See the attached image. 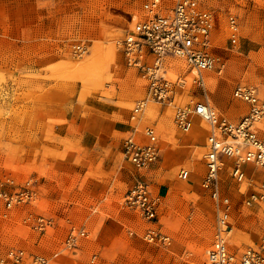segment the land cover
Segmentation results:
<instances>
[{
    "label": "rangeland",
    "instance_id": "obj_1",
    "mask_svg": "<svg viewBox=\"0 0 264 264\" xmlns=\"http://www.w3.org/2000/svg\"><path fill=\"white\" fill-rule=\"evenodd\" d=\"M151 1L0 0V192L33 193L11 209L0 200V264H14L2 263L12 249L43 256L49 264H207L217 218L202 187L210 125L195 118L193 130L182 133L172 106L150 102L139 125L156 131L159 162L140 171L123 155L132 111L147 99L148 82L127 65L121 44ZM176 1L162 0L163 14ZM195 2L214 18L212 53L223 71L206 74L215 83L208 78L204 91L184 63L170 60L168 77L187 82L176 103L208 100L238 123L248 107L234 99L237 86L255 88L264 99V0ZM76 45L87 53L75 54ZM182 169L191 171L190 182L178 178ZM230 173L221 175L232 203L228 245L240 255L260 243L264 204L248 207L257 185L237 183ZM247 174L259 176L254 167ZM138 181L160 199L156 222L125 204ZM39 217L52 219L53 227L36 228ZM73 228L85 229L88 238L76 251L54 257ZM150 228L168 235L171 244L147 242Z\"/></svg>",
    "mask_w": 264,
    "mask_h": 264
},
{
    "label": "built area",
    "instance_id": "obj_2",
    "mask_svg": "<svg viewBox=\"0 0 264 264\" xmlns=\"http://www.w3.org/2000/svg\"><path fill=\"white\" fill-rule=\"evenodd\" d=\"M162 0H152L145 6V16L138 20L122 42V50L127 65L141 72L148 82V97L139 102L131 114L134 124L131 134L123 142L124 158L138 170H146L156 165L161 158L159 137L153 128L146 127L140 131L139 122L148 103L161 106H172L175 109L173 123L182 133L193 130L194 119L199 118L212 128L208 137L205 155V174L202 187L209 194L215 205L216 239L207 252V264H264V234L256 247L245 249L240 255L233 253L228 239L233 228L230 225L232 209L231 199L222 188L221 175L230 169V177L237 183L250 182L257 185L246 205L264 204V99L255 88L237 86L233 90L235 100L248 107V113L238 123L221 116L208 100L192 101L181 106L176 103L177 97L185 90L187 82L183 79L172 81L169 77L170 60H180L186 66L187 75L204 91L207 88L205 73H222L223 67L213 55V33L215 21L213 16L196 7L195 0H177L169 14H163ZM135 19V18H134ZM231 38H238V24L235 18L229 21ZM75 54L87 53L84 45L74 47ZM227 160L231 164L227 165ZM253 165L258 177H249L247 169ZM191 171L182 169L178 178L190 182ZM33 197L30 190L11 196L0 192V200L8 209L24 203ZM126 206L140 213L148 222H156L159 213L160 199L152 195L150 185L138 181L127 193ZM36 228L46 231L53 227V220L39 217ZM88 238L85 229L73 228L62 242V247L54 257L66 252L76 251L81 242ZM144 239L149 243L170 245L168 235L157 229H148ZM49 264L50 261L39 255H28L23 250H10L5 261L21 264ZM95 259H93L94 261Z\"/></svg>",
    "mask_w": 264,
    "mask_h": 264
},
{
    "label": "bare ground",
    "instance_id": "obj_3",
    "mask_svg": "<svg viewBox=\"0 0 264 264\" xmlns=\"http://www.w3.org/2000/svg\"><path fill=\"white\" fill-rule=\"evenodd\" d=\"M182 62V61H181ZM172 67H173V64H172ZM185 68V67H184ZM210 73V72H209ZM207 73H205V76H206ZM189 77L192 78L191 75H189ZM209 78V84H212V83H215V78L212 77V75H209V77H207V79ZM240 110V107L238 105H235L234 108H233V111H239ZM203 122V121H201ZM140 123V122H139ZM205 123V122H204ZM206 124V123H205ZM140 131H142V129L140 128ZM250 167H253V165H249L248 168ZM248 171V169H247ZM253 177H256L255 175Z\"/></svg>",
    "mask_w": 264,
    "mask_h": 264
}]
</instances>
